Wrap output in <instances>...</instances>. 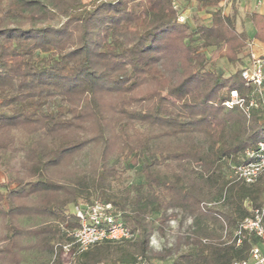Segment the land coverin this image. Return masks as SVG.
Wrapping results in <instances>:
<instances>
[{
    "label": "trees",
    "instance_id": "obj_1",
    "mask_svg": "<svg viewBox=\"0 0 264 264\" xmlns=\"http://www.w3.org/2000/svg\"><path fill=\"white\" fill-rule=\"evenodd\" d=\"M176 1L0 0V264H58L72 206L94 200L134 236L75 264L147 260L177 213L190 228L170 264H232L259 243L233 234L264 203V171L248 184L231 168L264 141V106L241 76L264 12L246 14L249 34L221 0H195L210 16L194 25ZM219 58L241 67L225 74ZM233 90L256 105L227 106Z\"/></svg>",
    "mask_w": 264,
    "mask_h": 264
},
{
    "label": "built area",
    "instance_id": "obj_2",
    "mask_svg": "<svg viewBox=\"0 0 264 264\" xmlns=\"http://www.w3.org/2000/svg\"><path fill=\"white\" fill-rule=\"evenodd\" d=\"M257 5L264 6V0H256ZM183 20L182 15L178 18ZM241 70V76L246 84L252 85L254 92L261 98L264 106V60L253 57ZM227 106L238 104L246 112L256 105L254 97H239L235 90L231 91V98L225 102ZM246 104V105H245ZM232 175L245 183H253L264 171V141H258L252 148L244 151V159L233 165ZM71 213L77 217L79 224L72 232V240L59 245L60 254L65 258L62 264H71L75 252L88 249L94 244L105 240L131 239L134 234L123 225L119 214L110 202L94 200L89 203L73 205ZM244 233L255 236L259 243L250 248L249 256L245 259L234 260L232 264H264V251L260 244L264 245V203L251 209L249 215L245 216L234 231V241L239 245ZM57 250V249H56ZM56 253V251H55ZM135 264H149V262L138 257Z\"/></svg>",
    "mask_w": 264,
    "mask_h": 264
},
{
    "label": "rangeland",
    "instance_id": "obj_3",
    "mask_svg": "<svg viewBox=\"0 0 264 264\" xmlns=\"http://www.w3.org/2000/svg\"><path fill=\"white\" fill-rule=\"evenodd\" d=\"M176 5L182 13L183 20H186L190 24L194 25L198 22H209V17L204 14V12H199L200 10L196 8V3L194 0H177ZM237 27L238 29H240V25L238 23ZM260 44H262V46ZM246 52H251V54L255 58L259 57L264 53V44L258 41H256V43L251 41ZM242 61L244 65L248 62V58L246 56H243ZM216 64L217 67L221 68L225 72V74L232 72L235 67H241L238 64H229L225 58H219ZM140 106L141 103L137 105V107ZM139 112L142 113L141 111ZM127 175L128 182L136 181L139 179L137 168L129 169ZM189 228L190 218L188 216L182 215L180 213L174 214L166 224L163 234L156 232L152 235L150 247L147 253V260L149 261V263L170 264V257L167 256L165 250H169L172 253H175L184 249L186 240L185 238H183V234H185L189 230ZM53 259L56 260L58 264H62L65 260V258L61 254H57ZM71 264H75L74 258L71 260Z\"/></svg>",
    "mask_w": 264,
    "mask_h": 264
},
{
    "label": "crops",
    "instance_id": "obj_4",
    "mask_svg": "<svg viewBox=\"0 0 264 264\" xmlns=\"http://www.w3.org/2000/svg\"><path fill=\"white\" fill-rule=\"evenodd\" d=\"M220 5L224 12H234L236 16V22L240 25V29L244 28L249 34H252L253 27L246 14L253 10L262 13L264 12V6L257 5L256 0H221ZM204 14H206L208 17L210 16L207 12H204ZM253 42L256 43V40H253ZM260 45L262 46V44ZM260 247L264 251V245L260 244Z\"/></svg>",
    "mask_w": 264,
    "mask_h": 264
}]
</instances>
